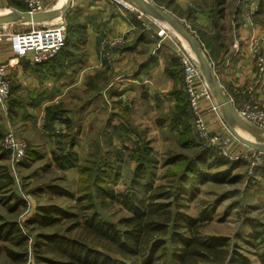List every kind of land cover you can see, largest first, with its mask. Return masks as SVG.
Returning a JSON list of instances; mask_svg holds the SVG:
<instances>
[{"label": "trees", "instance_id": "obj_1", "mask_svg": "<svg viewBox=\"0 0 264 264\" xmlns=\"http://www.w3.org/2000/svg\"><path fill=\"white\" fill-rule=\"evenodd\" d=\"M151 1L172 14L178 12L177 17L179 19L188 21L191 35L197 45L202 47L213 70L216 69L217 65L225 58L227 50L224 36L227 31L225 24L226 0H210L209 6L205 5L204 7L211 24L212 31L210 34L194 29L195 27L191 23L194 21L195 11H176L175 0H166L162 3L156 0ZM259 2L258 12L264 15V1L260 0ZM8 4L13 9L26 12L24 6L18 1L10 2L9 0ZM238 6L234 12L235 16L239 12ZM234 14L230 24L233 26L231 27L232 32V28L236 29ZM128 17L131 18L130 21L135 24L136 28L141 30L137 41L142 42L148 50L151 45H154L153 40L145 37L144 34L146 32L136 20L135 15L130 14ZM74 18L77 19L74 12H70L65 16L67 24L63 47L52 59L36 67L39 66L41 67L40 69L46 72L48 70L49 73L63 74L66 67H72L73 64L80 63V61L78 63L74 62L71 53L72 50L76 49V46L83 43L82 36L85 31V25L74 21ZM122 46L116 47L114 54L131 49ZM150 62L152 60H148L147 63L140 66L136 71V75H140ZM164 74L173 82V88L169 94L174 97L176 103L174 109L170 110L166 116H162L155 121L156 125L159 128L166 126L169 132H177L176 136L178 138H185L178 141L180 144L186 147L196 144L199 148L197 138V143L194 142L187 99L181 87L183 70L175 53L171 55L167 66L164 68ZM101 76L102 74H99L94 78ZM94 78H90L87 81V85L89 89H93V92L98 94L108 81L104 77L100 79L103 81L101 83L103 86L96 87L97 84L94 83ZM142 95L144 96V93ZM93 97V94H90V98L85 100L79 108L85 106ZM8 106L9 118L14 119L17 116L18 108L22 106L21 102L11 101ZM15 106H17L16 109H14ZM70 115V113L68 115V111L64 109L61 103L45 108L42 129L47 134H52L56 124L61 126L59 133L55 135L56 147L51 152V160L59 170L67 171L76 168L78 171L77 184L78 192L80 193L78 201L85 200L88 208L93 209V197H103L114 201L120 200L123 207L130 213V216L120 219L117 225H113L110 222L101 220L96 211H92L90 215L81 216L74 215L55 204L49 203L39 208L37 207L35 215L24 223L25 227H36L38 230L33 240L35 261L37 263L254 264L250 259L242 255H237V258L232 259V254L230 256L228 254L225 238L212 236L202 238L199 236L197 228L201 225V222L207 220V215L202 213L199 218L194 219L183 212L184 206H186V202L189 199L188 196L196 190L197 184L205 182L218 184L235 183L239 178H231V171L242 163L230 162L218 155L217 152L202 148L201 151L198 150L196 156L190 157V159L182 155L168 159L166 164L179 165L180 172L166 175V177L175 178L174 180L170 179L168 186H152L149 178L151 168L148 165V157L152 150L151 147H148L149 143L144 138V134L138 133L136 127L133 130V125L129 129L128 125L130 126V123L128 120L126 125L122 121L111 125L113 120L110 121L109 119L105 122L106 126H108L105 130L106 134H111L112 132L123 135L130 134L129 137L131 134H135L137 138L133 150L128 149L126 145H123V148L130 153L129 156H126L127 160L136 164L131 184L143 183L145 191H147L144 193L146 194L145 203L143 202L140 206L132 200L136 198L135 196L115 194L110 187L116 184V180L119 178V167L116 168V165H119L121 160L120 151L115 150L112 155L107 154L104 158L100 154H93L90 160L78 165L77 153L74 149L77 145L76 137L79 136L81 124L71 119ZM29 155L31 153L26 151L27 160ZM206 156L211 158V162L204 165ZM7 157L8 153L0 147V204L9 205L8 212L12 213L22 207L25 202L15 193L11 169L8 164L3 162ZM213 167H216L219 171L215 173H207L205 171ZM253 181L254 179L251 177L248 183L251 185ZM185 185H188L190 190ZM58 190L60 189L50 187L47 192L53 193V191L56 192ZM261 191L264 194V189ZM132 194H134V191ZM11 202L13 203L11 204ZM61 219H74V226L66 232L76 233L77 237H69L57 231L51 233L41 232L45 228L55 227L60 223ZM20 230L16 223L5 221L0 215V256L12 262L24 263L27 257L26 249L19 252L12 249L13 247L25 248L24 244L28 239L21 234ZM248 237L253 240H259L262 245L264 244V231L261 229L250 232ZM2 242L7 245L2 244ZM252 254L255 256L256 264H264V253L255 251Z\"/></svg>", "mask_w": 264, "mask_h": 264}, {"label": "rangeland", "instance_id": "obj_2", "mask_svg": "<svg viewBox=\"0 0 264 264\" xmlns=\"http://www.w3.org/2000/svg\"><path fill=\"white\" fill-rule=\"evenodd\" d=\"M156 1L162 3L166 0ZM176 1L177 0H175V2ZM186 1L193 4H186V10H193L195 12L198 11V5L205 6L208 4L207 0ZM20 2L24 6L21 0ZM196 4L198 5L196 6ZM159 8L163 9L173 19L179 21V23H181L190 33V24L185 19H179L177 17L178 12L172 14L163 7ZM201 8L199 7V10H201ZM1 10L3 9H0V12ZM63 19L66 25L67 20H65V17ZM74 21L77 20L74 18ZM231 27L233 26L230 25V30ZM29 29V24L7 26V32L10 33H23L28 31ZM232 29L235 30V28ZM168 30L172 32L170 29ZM146 36H148L151 40L154 39L149 33H146ZM258 36L259 38L262 37V35H255L253 37ZM164 39L173 43L176 42L175 38V40H172L169 37ZM26 61L28 60L21 61V65L25 67L28 66V62ZM17 75L18 73L15 70H10V92L5 107H0V133L2 136V139L0 140V147L5 152H7L4 149L3 139L6 132L11 129L15 133L18 141L24 144L25 153L26 151H29L31 155L28 156V160L25 156L15 163L11 161V155L7 152L8 157L3 162L9 165L12 176L14 178L15 193L18 195V197L23 199L25 204L12 213L8 212L9 205L0 204V215L5 221L16 223L18 228L21 229V234L28 239L24 244L25 248H12L17 252L26 249L27 257L24 263H18L12 262L7 258H4L3 256H0V263L43 264L37 263L35 261V253L33 249V240L36 233H38V230L34 226V228L24 226V223L28 221L31 216L35 215L37 207L39 208L49 203L55 204L58 207L70 213H73L74 215L81 216H87L90 215L92 211H96L101 220L110 222L113 225H117L120 219L130 216V213L123 207V205L120 203V200L114 201L108 200L107 198L103 197H93V209L88 208V204L85 200L78 201L80 194L78 192L77 184L79 178L78 171L76 170V168L67 171L59 170L55 166V163H53V161L51 160V152L55 149L56 145H53V148L49 150V147L47 148V144H45L48 142H46L45 139H51L50 137L52 136V140H55L54 142H56L55 135H57L58 133L56 134L54 132L49 136L42 129L44 116L42 117L41 121L40 127L42 129V134L40 133V135H37L32 128L25 127L23 126V124L16 123L14 119L9 118V103L11 101H22L19 95H17L18 93H20V91L22 92V95L28 96V91L32 90L31 87L27 86H13L12 84L14 80L17 81V79L15 78ZM181 87L184 91L183 81ZM92 93L94 92H88V94L82 97L78 93L70 103H61L63 104L64 109L68 111V114H71L70 118L74 119L76 123H80L82 126L79 136L76 137L77 145L74 149V151H76L77 153L78 165L85 163L86 160H90L93 154H100L104 158L107 156V154L112 155L115 150L120 151V166L115 164L117 166L116 168L119 167V178H117L118 180H116V184L110 187L113 189L115 194H127L129 196H135L136 198H133L132 200H134L137 205L141 206L143 202L145 203L146 194L144 193H146L147 191H145L143 183L131 184L132 174L135 171L136 164L127 160L126 156H129L130 153L123 148V145H126L128 149L133 150L135 148L134 144H136L137 138L135 134H131V136L129 137L130 134L123 135L115 134L114 132H112L111 134H106V131H101L99 127H101L103 124L102 117L105 118L108 112L105 111V113L103 114L102 110L100 112L101 117L98 118L94 117V115L91 114V105L89 107H86V109L84 110L83 108H79L80 106H82L85 100L90 98V94ZM112 107L113 112L111 114L114 116V119L117 121L118 119L124 121L125 118L122 119V116L124 117L129 111L127 109H123V106L122 104H120V102H117V104L115 103L114 105H112ZM16 108L17 106H15L14 109ZM24 115L26 114L24 113ZM24 115L23 117L25 120L29 119L25 118L26 116ZM145 120L146 122L144 123L143 128H137L136 131L138 133L144 134V138L149 143L148 147H151L152 150L148 157V165L151 168L149 178L152 186H168L170 179L174 180L175 178H171L170 176L166 177V175H168V173L177 174L180 172L179 165L166 164L168 159L172 157L174 158L179 155L188 157V159H190V157L196 156L198 150L201 151L202 148H206L208 150L211 149L217 152L213 148H207L205 145L199 142L198 138L195 135V131L192 127L191 121L190 123L194 142H198L197 144L200 146L199 148L196 144L190 147H186L185 145L180 144L178 141L184 140L185 138H178L176 136L177 132L172 133L165 129L162 131H166L164 132V134H161V132L152 133L155 128L152 125L153 123L151 122H153L154 120ZM131 126V124L130 126L128 125V128L130 129ZM135 127L136 126L133 125L132 129L135 130ZM261 135L264 137V133ZM243 147L244 149H239V147H237V150H235V155H237L239 158L244 157L245 160L242 159L244 160V163L238 164V166L233 168L230 174L231 178H239L238 181L232 184H218L213 182L197 184V188H195L196 190L189 194V199L186 202V206H184L183 212L185 213V215L190 216L194 219L199 218L202 213L204 215H207V220L201 222V225H199V227L197 228L199 236H201L202 238H209L211 236L225 238L227 243V251L229 256L230 254H232V259L237 258V255H242L256 264L255 256H253L252 253L255 251L264 253V244L262 245L261 243H259V240H253L248 236L252 231H257L260 229L264 231V194L261 191L262 189H264V154H260L258 156L256 155L252 158L250 154L252 150L245 146ZM257 158L259 159V164H256ZM204 162V165L210 163L211 158L206 156V158H204ZM258 169L259 171L257 172ZM205 171L207 173H215L219 170L216 167H213ZM256 173L257 175H255ZM251 177H253L254 181L250 185L248 181ZM50 187H56L60 190L56 192L53 191V193L47 192V189ZM185 187L190 190V187L188 185H185ZM133 191L134 194H132ZM12 203L13 202H11V204ZM73 226L74 219H61L60 223L55 227L45 228L41 230V232L51 233L57 231L58 233H64L69 237H77L76 233L66 232ZM2 244L7 245L5 244V242H2Z\"/></svg>", "mask_w": 264, "mask_h": 264}, {"label": "crops", "instance_id": "obj_3", "mask_svg": "<svg viewBox=\"0 0 264 264\" xmlns=\"http://www.w3.org/2000/svg\"><path fill=\"white\" fill-rule=\"evenodd\" d=\"M11 1L20 2V0ZM58 1L43 0V3L46 9L50 10ZM259 1L226 0L225 24L227 31L224 36L227 50L225 58L217 65L214 72L217 82L225 95L233 100L235 108L241 107L245 101L252 99L264 109V85L258 80L257 69L254 64L255 58L248 46L251 37L264 35V15L258 12ZM207 2V6H209L210 0ZM8 3L9 0H0V9H3L1 11L11 8ZM186 4L193 5L186 0H177L176 11L186 10ZM237 6L239 12L235 16L234 12ZM199 7H202V10H199ZM204 7V5H198V11L194 13V21L191 24L195 27L194 29L210 34L212 31L211 24ZM253 7H256L257 10L252 14L251 22L246 23L244 16ZM70 12L75 13L77 22L85 25V31L82 36L83 43L76 46V49L72 50L71 53L74 62L80 61V63L66 67L63 74H58V71L57 74L49 73L48 70L46 72L40 69L41 67L31 66L29 63L26 67L22 66L21 61L15 57L11 46L3 42L0 36V64L6 65L8 79L9 72L13 69L18 75L15 77L17 81L14 80L12 85L32 88L28 91V96L22 95L21 91L17 94L22 99L19 101L22 108L17 110V116L14 118L16 123L32 128L37 135L42 134L40 126L45 108L57 103L68 104L78 93L82 97L88 92H93V89L88 88L87 81L102 74L101 77L94 78L93 81L97 84L96 87H101L103 81L100 79L105 77L108 81L107 84L98 94L92 93L94 97L81 107L84 110L91 105V114L98 118L101 117L100 112L102 110L103 114L105 111L108 112L105 118L102 117L103 124L99 127L101 131L108 128L105 122L109 119L110 121L113 120L111 125L117 124L119 121L126 125L125 120H128L131 125L138 129L143 128L145 119H148L154 120L151 122L155 128L152 133L161 132L164 134L166 131H162L167 130L166 126L159 128L155 121L166 116L170 110L174 109L176 103L174 97L169 94L173 88V82L164 74V68L177 47H180L184 52H189L187 48L182 46L177 39L173 43L155 37L153 39L154 45H151L154 46V49L149 55L151 46L147 50L142 42L137 41L141 30L130 21L131 18L128 17L130 14L125 11H118L116 7L104 0H72L67 14ZM233 14L234 21L236 20V29L232 32L230 24L233 20ZM7 26L11 25L0 26V33L2 30L7 31ZM146 33L144 35L148 39ZM173 34L176 35L174 32ZM102 37H122L124 39L122 47L131 49L122 53L116 52L112 61L104 60L99 54V44L103 39ZM261 52L264 54V43ZM148 60H152V62L148 63L140 75H136L137 69L147 63ZM117 102L122 104L123 109L129 111L124 117L122 116V119L125 118V122L121 119L115 120L111 114L113 112L112 105L117 104ZM211 104L217 106L213 96ZM200 107L204 113L205 124L211 132L231 135L219 108L217 114L209 111L210 103L204 100L200 101ZM23 115L29 119L25 120ZM240 121L250 129L264 131V129L257 128L243 119ZM235 127L241 135L255 139L245 128L237 125ZM50 138L45 139L48 142L45 144L49 150L55 145V140H52V136ZM237 147L244 149L242 144L235 141V148Z\"/></svg>", "mask_w": 264, "mask_h": 264}, {"label": "built area", "instance_id": "obj_4", "mask_svg": "<svg viewBox=\"0 0 264 264\" xmlns=\"http://www.w3.org/2000/svg\"><path fill=\"white\" fill-rule=\"evenodd\" d=\"M25 6L26 12L35 14L47 11L43 0H21ZM97 1V0H91ZM110 5L117 8L118 11H125L135 15L136 20L140 23L145 32L151 34V37L159 39L172 37L167 29H163L160 23L152 18L142 14L133 6L127 4L123 0H104ZM256 7L250 9L244 16L246 23L251 22L252 14L256 11ZM234 31V29H233ZM66 35V25L64 19L57 18L47 24L30 25V29L23 33H10L2 30L0 33L3 42L11 46L12 51L17 59L28 62L31 66L41 65L52 59L57 52L63 47ZM175 40V39H174ZM124 39L122 37H105L99 44L100 57L107 61H112L115 54L114 49L122 45ZM264 43V35L261 38L253 37L249 42V49L254 55V64L257 69L258 80L264 85V54L262 45ZM175 55L179 58L183 70V86L186 94L187 105L190 112L192 127L199 142L207 148H213L218 155L224 157L230 162L244 163L245 158H239L236 154L235 141L230 134H217L211 132L205 124L204 113L200 107V101L204 100L210 103L209 111L217 114L218 106L211 104L212 95L198 64L193 56L184 52L180 47L175 50ZM6 65L0 64V107L4 108L10 92V82L6 74ZM231 104L233 100L228 97ZM235 108V107H234ZM237 115L246 122L257 128L264 129V109H262L252 99L245 101L241 107L235 108ZM61 126L58 124L54 132L59 133ZM4 149L10 153L11 161L18 162L26 156L24 144L16 138L15 133L9 129L3 139ZM251 157L260 155L251 151ZM244 159V160H242ZM259 164V159H256Z\"/></svg>", "mask_w": 264, "mask_h": 264}, {"label": "water", "instance_id": "obj_5", "mask_svg": "<svg viewBox=\"0 0 264 264\" xmlns=\"http://www.w3.org/2000/svg\"><path fill=\"white\" fill-rule=\"evenodd\" d=\"M123 1L136 8L142 14L170 29L176 34L178 39L183 41L184 45L187 47L198 64L205 84L210 90L213 98H215L223 120L233 138L250 150L259 154H264V137L261 135L264 131L250 129L240 121L241 118L237 115L233 104H231L223 89L217 82L211 63L206 58L202 47L197 45L191 33H189V31L181 23H179V21L170 17L163 9L155 6L150 0ZM71 2L72 0H64L60 7H55L45 12L35 14L21 12L13 8H7L0 12V26L17 24L37 25L49 21L51 22L57 18L63 19L71 7ZM153 49L154 46H151L149 49V55ZM236 125L245 128V130L252 134L255 139L241 135L236 129Z\"/></svg>", "mask_w": 264, "mask_h": 264}, {"label": "bare ground", "instance_id": "obj_6", "mask_svg": "<svg viewBox=\"0 0 264 264\" xmlns=\"http://www.w3.org/2000/svg\"><path fill=\"white\" fill-rule=\"evenodd\" d=\"M63 2H64V0H59L53 8H55V7H60V6L62 5ZM161 27H162L163 29H167V30H168V28H166L165 26H161ZM168 32H169V34H170L172 37H174L175 39H177V40L181 43L182 46H184L185 48H187V47L184 45V43H183V41H182L181 39H178L177 36L174 35L173 33H171L169 30H168ZM187 50H188V49H187Z\"/></svg>", "mask_w": 264, "mask_h": 264}]
</instances>
